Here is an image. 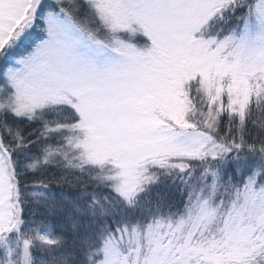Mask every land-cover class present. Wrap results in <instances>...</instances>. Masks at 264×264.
Returning <instances> with one entry per match:
<instances>
[{"label":"snow or ice","instance_id":"snow-or-ice-1","mask_svg":"<svg viewBox=\"0 0 264 264\" xmlns=\"http://www.w3.org/2000/svg\"><path fill=\"white\" fill-rule=\"evenodd\" d=\"M0 264H264V0H0Z\"/></svg>","mask_w":264,"mask_h":264}]
</instances>
